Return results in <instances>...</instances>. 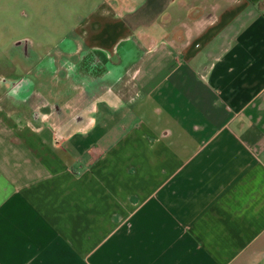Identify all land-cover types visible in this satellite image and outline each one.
<instances>
[{
    "label": "crops",
    "instance_id": "crops-1",
    "mask_svg": "<svg viewBox=\"0 0 264 264\" xmlns=\"http://www.w3.org/2000/svg\"><path fill=\"white\" fill-rule=\"evenodd\" d=\"M31 1L0 0V48ZM74 18L0 64V264H264V0Z\"/></svg>",
    "mask_w": 264,
    "mask_h": 264
},
{
    "label": "rangeland",
    "instance_id": "rangeland-1",
    "mask_svg": "<svg viewBox=\"0 0 264 264\" xmlns=\"http://www.w3.org/2000/svg\"><path fill=\"white\" fill-rule=\"evenodd\" d=\"M89 4V0L87 1H82L81 6H79V3H77L76 0H32L31 1V8L29 9L28 7H23V10L25 11V16L26 18H20L19 21H24V19H30L29 17L32 16V30L29 29V22L26 24V27H21L20 29H16L12 34L9 35V37L6 39L7 44L4 42H1L3 44L4 49L2 48V44H1V48L0 50L3 51V54L0 55V64L2 66L3 64V59L7 60L8 55L12 56L10 54H13L14 52H17V54H19V48L20 47H13L12 46V40L14 39H21L19 40V42L17 44L19 45H24L27 44L26 42L28 41V44L30 43L29 39H24V35H27V37H32L34 39V37L36 36L34 33L36 31L39 32L40 27L43 28L44 30H46L48 32L49 35H53L55 32H57L58 30H65L68 27H70L71 25L74 24V16L75 14H77V12L85 9V6H87ZM74 8V9H73ZM74 10V11H73ZM73 13V14H72ZM23 14V12H22ZM53 40H50V38L47 40L48 44L51 45L49 46V51H51V55L46 56L49 58H52V56H55L56 60L58 59L57 55H61L60 52L56 53V50H60V46L59 47H52L54 42L59 41V38L56 40L55 37H57L56 35L52 36ZM51 43V44H50ZM8 54V55H5ZM21 57V55H19ZM65 59H67L64 62V59L61 60L60 63V69L57 71L55 77H59L60 76H64L67 78V76L69 74H71L72 68H71V64H74V58H70V57H66L65 55H63ZM62 57V56H61ZM45 62H43V66ZM71 63V64H70ZM59 66V64L57 65ZM54 77V78H55ZM2 81H7L5 77H1ZM13 83H11V87Z\"/></svg>",
    "mask_w": 264,
    "mask_h": 264
}]
</instances>
